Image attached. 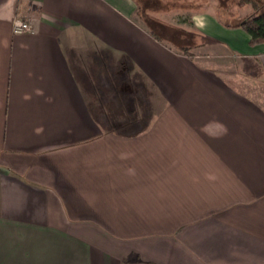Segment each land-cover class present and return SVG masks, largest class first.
Listing matches in <instances>:
<instances>
[{"label": "crops", "instance_id": "obj_1", "mask_svg": "<svg viewBox=\"0 0 264 264\" xmlns=\"http://www.w3.org/2000/svg\"><path fill=\"white\" fill-rule=\"evenodd\" d=\"M191 9L0 0V264H264V44Z\"/></svg>", "mask_w": 264, "mask_h": 264}, {"label": "rangeland", "instance_id": "obj_2", "mask_svg": "<svg viewBox=\"0 0 264 264\" xmlns=\"http://www.w3.org/2000/svg\"><path fill=\"white\" fill-rule=\"evenodd\" d=\"M244 1L245 0H185L184 2L183 0H181L180 4L184 2L183 6L187 5V9L185 13L183 14L181 13L182 15H179V13H177L176 11H172V13L170 12L165 17L163 16L164 13H161L154 15V19L156 18L157 20L163 22V24L168 25L161 29L162 30L160 32L161 36H164L167 39L174 41L177 45L182 44L183 47L192 48L193 46L191 45L195 44L197 42V39H194L192 36L190 37L187 36V38H185L183 34L184 33L183 28H181L182 30L177 29V24L180 21L185 22V25L191 26L190 16H192L191 14L193 13L192 11L193 9H191L190 7H195V8L208 7L216 11L224 23L230 24V23L239 22V20H242L248 17L251 13H253L254 10L251 4L245 3ZM253 1L258 2L262 6L261 11H264V0H253ZM136 20L141 24H143V21L141 20L140 17L137 16ZM170 45L173 46L174 44L172 43ZM176 49L178 48L176 47ZM205 51L207 50L206 49L198 50V48L196 50L197 53H204ZM227 60L239 61L240 59L238 57H233L231 54H220L217 57H212L209 59V61L214 63H223L224 61Z\"/></svg>", "mask_w": 264, "mask_h": 264}, {"label": "trees", "instance_id": "obj_3", "mask_svg": "<svg viewBox=\"0 0 264 264\" xmlns=\"http://www.w3.org/2000/svg\"><path fill=\"white\" fill-rule=\"evenodd\" d=\"M137 4L138 8V17L141 18L145 27L149 30L150 34L159 42L166 43L170 42L164 36H161V29L164 28L163 22L154 19V15L169 12L174 8H187L184 5V2L180 4L181 0H134ZM245 3L251 4L253 7V13H251L248 17L239 20L236 23H230L231 26L236 28H241L247 33L250 37V44L252 46L262 45L264 44V11H261L262 6L253 0H245ZM200 3V2H199ZM198 3V4H199ZM172 8V9H171ZM194 8V7H190ZM237 17V16H236ZM171 43V42H170ZM172 46V45H171ZM173 47H177L179 51L183 54L192 56L191 50L193 48L183 47L173 45Z\"/></svg>", "mask_w": 264, "mask_h": 264}, {"label": "built area", "instance_id": "obj_4", "mask_svg": "<svg viewBox=\"0 0 264 264\" xmlns=\"http://www.w3.org/2000/svg\"><path fill=\"white\" fill-rule=\"evenodd\" d=\"M13 30H14V33L17 35H23V34L33 32L32 26L28 22L20 18L14 21Z\"/></svg>", "mask_w": 264, "mask_h": 264}]
</instances>
